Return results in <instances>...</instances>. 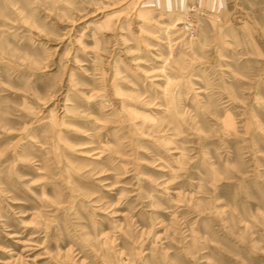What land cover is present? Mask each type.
I'll return each instance as SVG.
<instances>
[{"label":"rangeland","instance_id":"obj_1","mask_svg":"<svg viewBox=\"0 0 264 264\" xmlns=\"http://www.w3.org/2000/svg\"><path fill=\"white\" fill-rule=\"evenodd\" d=\"M0 264H264V0H0Z\"/></svg>","mask_w":264,"mask_h":264}]
</instances>
